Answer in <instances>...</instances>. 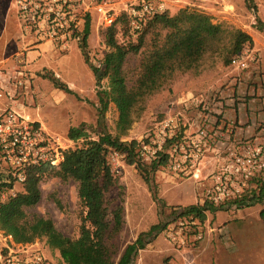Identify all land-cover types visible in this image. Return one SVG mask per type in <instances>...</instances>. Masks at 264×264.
Wrapping results in <instances>:
<instances>
[{"label": "rangeland", "instance_id": "rangeland-1", "mask_svg": "<svg viewBox=\"0 0 264 264\" xmlns=\"http://www.w3.org/2000/svg\"><path fill=\"white\" fill-rule=\"evenodd\" d=\"M141 1L143 0H112L111 13L114 21L126 13V8L131 4ZM192 2L191 5L186 2L176 3L175 7L177 10L185 7L202 10L213 17L214 23L229 29H240L252 36L253 46H247L244 50L247 52L248 68L226 66L220 56H206L193 69L178 72L162 90L148 98L144 112L128 134L122 136L123 141L145 140L168 116L175 118L181 132L186 131L187 134H194L207 125L214 127L219 120L217 110L226 108V101L238 96L240 84L245 79L249 81V86H253L252 82L256 79L262 96L264 94V31L258 29H264L260 25V22L264 24V0H219L211 3L218 7L216 10L209 6L207 1ZM92 3L96 4V1ZM170 6L172 5L167 6L168 11ZM91 12L88 15L91 19V34L85 50L89 64L85 61L80 42L71 43L68 51L52 50L55 52L41 56L33 63L29 55L31 62L27 66L26 76L22 77L25 88L22 86L16 90L12 82L8 81V76L19 70L16 59L22 48V39L12 0H0V74L3 78H8L4 80L5 90L13 93V99L4 100L3 109L14 108L29 122L38 124L61 143L63 152L83 146L82 140H69L67 133L71 127L86 124L92 139H97L102 130L98 125L99 88L90 66H100L104 55L109 52L104 31L112 22L107 21L95 8H92ZM117 27L119 31L123 28L120 23ZM130 39L136 40L137 35L124 37L122 32L118 34L120 43ZM24 55L28 54L24 52ZM141 58L142 55H131L127 59L125 71L129 87L134 85L138 77ZM45 76L57 78L74 94L55 88ZM102 86H109L106 79L102 81ZM118 117L116 106L110 104L102 118V126L113 135L118 134ZM210 118L214 119L213 123L209 121ZM247 141L254 142L249 138L243 139L241 143ZM213 159L215 167L206 174L202 171L203 160L198 179L185 178L166 167H159L150 176L151 190L136 165H129L125 156L117 152L110 154L109 160L116 185L106 195L107 204L110 211L123 207V228L117 240L119 254L116 262L126 246L130 242L133 243L142 232L149 231L152 226L160 223L170 224L169 215L173 210L204 203L212 186V175L220 164L217 158ZM6 168V164L0 168L4 177L9 175ZM40 187L42 199L38 205L27 209L28 219H50L63 235L76 239L81 226L78 183L46 175ZM255 187V184H250V188ZM21 191L23 184L14 181L10 194ZM262 210L264 202L242 208L231 206L228 209L209 210L206 213L207 219L200 222L199 229L191 226L184 230L185 246H174L165 229L156 233L158 235L153 242L140 251L134 264H264V219L260 214ZM199 231L203 237L196 240ZM7 238L5 232L0 229V252L8 242ZM35 241L47 256L60 262L59 264H65L59 252L50 248L45 239Z\"/></svg>", "mask_w": 264, "mask_h": 264}, {"label": "trees", "instance_id": "trees-1", "mask_svg": "<svg viewBox=\"0 0 264 264\" xmlns=\"http://www.w3.org/2000/svg\"><path fill=\"white\" fill-rule=\"evenodd\" d=\"M119 23L123 27L121 31L117 27ZM260 25L264 27L261 22ZM258 29L264 31L262 28ZM120 32L124 37L137 35V39L120 43ZM90 34L91 19L87 16L79 41L87 64L89 59L85 50ZM104 38L109 52L104 55L100 66H90L99 88L98 125L102 130L98 138L90 137L86 124L71 127L67 133L69 140H82L83 146L64 151L63 161L58 167H52L48 163L27 167L21 192L10 194L14 181H17L13 169L7 166V177L0 170V229L17 243L45 239L50 248L59 252L65 264H134L140 251L156 238V233L166 229L168 222L154 225L149 231L142 232L133 243L126 246L116 262L119 254L117 240L123 228V207L110 211L107 204L106 195L116 185L109 156L112 152L124 155L129 165L137 166L152 190L150 176L166 164V156L145 164L138 155V148L146 139L122 140V136H126L141 117L148 98L162 90L178 72L193 69L206 56H220L224 64L230 66L236 56L243 53L247 46L252 47L254 44L252 36L247 32L214 23L211 15L189 7L181 8L176 13L167 10L148 18L137 32L131 29L127 14L123 13L106 28ZM131 55H142V58L138 77L134 85L129 87L125 65ZM45 77L55 88L74 94L57 78ZM104 79L109 83L107 88L102 86ZM112 103L119 113L117 135L111 134L102 126V118ZM35 126L39 127L38 124ZM2 155L0 149V159ZM3 164L1 160V169ZM46 175L78 183L81 226L76 239L63 235L50 219H28L27 209L35 207L42 199L40 185ZM251 183L256 187L248 189L240 199L233 200L231 205L243 207L264 202V179L255 178ZM154 197L156 199L155 192ZM216 209L222 210L223 207ZM209 210L215 209L207 204L191 205L181 208L179 212L173 210L169 218L172 222L176 217L194 216L204 222ZM260 214L264 219V210Z\"/></svg>", "mask_w": 264, "mask_h": 264}, {"label": "built area", "instance_id": "built-area-1", "mask_svg": "<svg viewBox=\"0 0 264 264\" xmlns=\"http://www.w3.org/2000/svg\"><path fill=\"white\" fill-rule=\"evenodd\" d=\"M96 1V4L92 2ZM112 0H12L20 28L22 48L16 62L19 70L3 78L0 74V149L4 164L11 167L17 181L25 180V170L32 165L48 163L58 167L63 161V147L42 127H36L14 108H5L6 98L13 99V93L5 90L4 80L16 90L25 88L29 53L43 51V44H50L51 50L68 51L73 42H79L86 19L92 8L101 12L109 22L114 21ZM168 10L163 0H143L126 8L131 29L137 32L142 23ZM24 52L28 55H24ZM247 52L236 56L232 66L248 68ZM216 126L199 129L194 134L181 132L175 118L168 116L156 130L141 142L138 155L143 163L151 164L166 156L164 166L179 176L199 178L201 164L212 149L214 158L220 161L219 168L212 175V186L204 203L211 208H231V202L240 199L250 188L253 179H264V145L254 142H235L231 129H215ZM240 143V145H238ZM244 207V206H243ZM178 212L180 209H176ZM187 225V226H186ZM201 226L194 216L176 217L166 227V234L174 246H185L184 230ZM196 240L203 235L199 231ZM0 252V264H59L47 256L37 241L17 243L11 236Z\"/></svg>", "mask_w": 264, "mask_h": 264}, {"label": "crops", "instance_id": "crops-1", "mask_svg": "<svg viewBox=\"0 0 264 264\" xmlns=\"http://www.w3.org/2000/svg\"><path fill=\"white\" fill-rule=\"evenodd\" d=\"M163 1L166 2L165 4L167 6L169 4L172 5L169 8L171 13H176L180 9H176V3L186 2L188 5L193 4V0ZM203 1H207L209 6L214 10L218 9V7H215V5L211 3L218 2L219 0ZM41 48L44 49L41 51L42 53L38 51L29 53L30 57H32V63L41 56L45 57L46 54L55 52L51 50L52 46L50 44H43ZM43 59L40 63H42ZM256 82L258 83L256 79L253 80V86H249V81L245 79L244 82L240 84V91L237 93L238 96H235L234 99H228L225 104L226 108L221 107V110H217V113H219L217 119L219 120H217V122L215 121V129H231V136L235 142H241L243 139L247 140L252 138L255 143L264 145V94L262 96L260 87L256 85ZM214 118L216 119V117ZM209 121L213 123L214 119L210 118ZM207 154L208 157L206 156V160L204 159L203 174L211 172L215 167L212 149H209ZM131 243L132 242H130V244ZM154 244L155 243H153V245Z\"/></svg>", "mask_w": 264, "mask_h": 264}]
</instances>
